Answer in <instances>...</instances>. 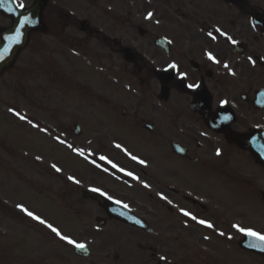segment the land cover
<instances>
[{
    "label": "flooded vegetation",
    "instance_id": "af4514ba",
    "mask_svg": "<svg viewBox=\"0 0 264 264\" xmlns=\"http://www.w3.org/2000/svg\"><path fill=\"white\" fill-rule=\"evenodd\" d=\"M23 15L33 23L0 74V106L10 108L3 95L13 90L14 113L25 118L19 124L39 125L36 58L52 69V83L66 90L69 142L97 145L100 172L112 183L102 186L106 196L142 216L156 214L145 216L149 231L121 222L148 235L128 239L148 253L135 264H264V242L234 227L264 235V0H6L0 49L15 50L5 42L14 41ZM91 71L99 81L94 98L76 82ZM91 112L99 116L95 136ZM8 149L0 132L3 169ZM123 245L116 264H132Z\"/></svg>",
    "mask_w": 264,
    "mask_h": 264
},
{
    "label": "rangeland",
    "instance_id": "374dc122",
    "mask_svg": "<svg viewBox=\"0 0 264 264\" xmlns=\"http://www.w3.org/2000/svg\"><path fill=\"white\" fill-rule=\"evenodd\" d=\"M36 63L34 70L39 77L38 82L42 91V107L38 113L42 133L30 131L29 126L26 125V130H21L18 135H25L23 139L25 150L38 156L41 164L34 165L22 158L16 160L11 153L8 155V174L12 173L23 179L27 187L20 178L19 180L13 175H9L7 180L5 178L4 182L0 181V208H2L0 210V264H116L119 241L123 242V247L127 248L133 260H131L132 264H135L138 258L147 260V251L138 253L129 244L131 241L128 239L133 240L148 235L140 234L138 230L117 221H111L105 227L99 226L96 222L98 215L105 214L98 204L93 203L89 198H83L82 191L99 188L105 193L102 186L105 183H112L101 174L98 166L90 163L86 158L96 156L98 152L96 144L88 146L86 138H74L73 142H69L70 134L67 128L71 118L66 115V99H60L65 95L63 92L66 90L52 84L53 76L49 68L45 64L38 66V58ZM76 82H78L77 86L83 82L86 86H90V91L98 92V77L92 71L87 78L77 79ZM12 94L13 90L12 93L5 91L3 95L4 99L6 98L12 104H10V113L8 104L3 103L0 106V117L5 133L0 132L11 148L12 146L18 148L21 142L14 141L17 139L15 131H20L22 127L15 122L19 117H14L12 109L19 110L20 102L18 96L14 98ZM7 96H10L11 101ZM56 104L62 106L60 114L51 112ZM90 105L91 108H98L96 102ZM27 109L30 113L29 108ZM31 109L33 111V107ZM98 124L99 116L91 112L89 129L92 136L96 135L93 129ZM8 136L10 141L7 139ZM73 149L77 153L71 152ZM37 150L39 151L36 152ZM77 150L83 151L84 155H79ZM53 164L61 171L57 172L52 167ZM1 172L3 171L0 170V175ZM69 176L75 177L80 183H73L68 179ZM4 183L10 185V194L5 190L7 194L2 196L7 187H4ZM17 205H22L33 212L47 224L57 228L62 235L78 243L88 244L93 249L92 258L77 256L73 251V245L61 240L44 224L27 216ZM144 215L148 217L156 214ZM144 243L147 244L146 241ZM178 257L179 255L173 256L174 259ZM187 264L190 263L187 262Z\"/></svg>",
    "mask_w": 264,
    "mask_h": 264
},
{
    "label": "snow or ice",
    "instance_id": "6c2138e0",
    "mask_svg": "<svg viewBox=\"0 0 264 264\" xmlns=\"http://www.w3.org/2000/svg\"><path fill=\"white\" fill-rule=\"evenodd\" d=\"M5 3H6V0H0V7H4L5 6ZM17 7L19 9L23 10L26 6L22 2H20V3L17 4ZM8 11H12V9L9 7L8 8ZM151 16H152V14L149 13L148 18L150 19ZM30 23H33V20L31 18V15H23V16H21V18L18 21L19 27H17V29H16V36L15 37H9V39H13V40H15L16 43H19V37L22 34L21 30L23 28H25L26 26H28ZM217 31H220V30L217 29ZM209 35H211V34H209ZM221 35H227V34L221 32ZM229 39H231V37H229ZM232 43H236V41L232 40ZM5 51H7V49H5ZM208 56H209V59L213 60L216 63H219V61L216 60V58L211 53H208ZM3 58H4L3 53H0V59H3ZM170 67L175 68L176 65L173 64V65H170ZM224 67L225 68H228V65L225 64ZM184 75L185 74L181 73V76L182 77ZM188 87L189 88H195V87H197V85L190 84V85H188ZM224 103H226V102H224ZM17 115H19V114L17 113ZM20 119H25V118L23 116H20ZM33 127H38V125H33ZM43 130L46 131V129H43ZM69 147H71V146H69ZM119 147H120V145H117V148H119ZM77 151H78V154L79 155H84L83 151H80V150H77ZM131 159L138 160V158L135 157V156H131ZM100 160L107 161L108 163L112 164V167L113 168H117V165L116 164L112 163L110 160H107V158L104 157V156H101L100 157ZM138 162L140 164H144L145 163L143 160H139ZM93 163H94V161H93ZM52 167L57 172H60L61 171V169L59 167H57L55 164H53ZM119 171L124 172V174L126 176L133 177V179H139L138 177H135L132 172H127L123 168H119ZM68 179L71 180V181H73V183H77V184L80 183V181L77 180L75 177L69 176ZM145 187H148V185L145 184ZM92 191L93 192H100L101 195H106V193L101 192V190L99 188H93ZM109 199H111V197H109ZM161 199H167V198L165 196L161 195ZM116 202L117 203H121L120 201H116ZM17 207H19L22 212H24L27 216H29L33 220L38 221L40 224H44L53 233H55L58 237H60L61 240H64L68 244L73 245L76 249L83 250L86 247L85 244L78 243L77 241L73 240L72 238H70L68 236H65V235H62L61 232L57 228L53 227L51 224H47L45 220L41 219L39 216L35 215L33 212L29 211L28 209L24 208L22 205H17ZM124 207L127 208L128 205L125 204ZM181 211H182L183 215L190 216L191 219H193V220H196L197 219L195 216H192V214L190 212L185 211L183 209H181ZM198 223L201 224V225H205L208 228H212L213 227V225L211 223H209V222H207L205 220H199ZM234 227H236L237 230L239 232L243 233L245 236H251V237H254V238H256V239L264 242V235H262V234H260V233H258L256 231H253L252 229H246V228L240 227L239 225H234ZM221 235H224V233H221ZM162 259H163V257H162Z\"/></svg>",
    "mask_w": 264,
    "mask_h": 264
},
{
    "label": "water",
    "instance_id": "95a60500",
    "mask_svg": "<svg viewBox=\"0 0 264 264\" xmlns=\"http://www.w3.org/2000/svg\"><path fill=\"white\" fill-rule=\"evenodd\" d=\"M94 198H96V195H93ZM104 207L107 209L109 216L110 217H117L120 218L124 221L145 227L147 229L148 226L145 223V221L143 219H141L140 217L136 216L135 214L131 213L128 209L120 207L119 205H116L114 203L111 202H107L105 204H103ZM100 224L104 225L106 223V219L99 217L98 218ZM76 253L81 255V256H89L91 255V250L89 247H85L83 250L80 249H76Z\"/></svg>",
    "mask_w": 264,
    "mask_h": 264
}]
</instances>
